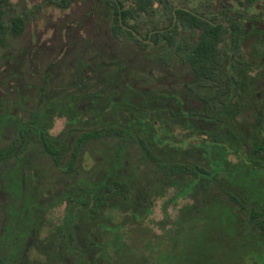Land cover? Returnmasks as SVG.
Here are the masks:
<instances>
[{"label": "trees", "instance_id": "trees-1", "mask_svg": "<svg viewBox=\"0 0 264 264\" xmlns=\"http://www.w3.org/2000/svg\"><path fill=\"white\" fill-rule=\"evenodd\" d=\"M47 1L62 8L70 4V0ZM106 1L116 33L127 28L148 58L160 62L200 106L185 108L165 86L156 87L155 94H143L138 103L128 93L113 94L109 78L81 87L79 95L86 100H108L112 117L90 123V129L79 134L70 129L79 120L73 115L66 119L62 148L73 139L67 173L84 168L79 157L88 154L90 142L102 144L104 150L98 151L100 158L87 171V179L76 181L77 189L63 195L68 210L56 230L58 236L44 253L45 264H264V17L254 13L259 0L195 4L184 0L181 6L174 0H130L128 6L126 0ZM10 3L0 0V32L19 34L18 18L7 17ZM122 70L116 67L114 72ZM47 80L45 76L43 86ZM68 95L64 100L75 97ZM164 101L175 103L177 110L166 108ZM169 114L183 119V135L165 130ZM10 123L18 139L14 144L39 138L46 152L55 153L48 146L47 125L36 116L12 117ZM5 153L0 152V170L13 166L11 153ZM143 174L173 184V202L190 199L175 217L167 203L162 205L159 233L141 224L151 211L135 199ZM149 191L144 186V197ZM31 201L23 215L25 223ZM94 216L99 239L91 255L93 223L86 227L85 247L75 229L81 219ZM104 216L109 221L111 216V224ZM127 225L133 229L127 227L125 232ZM6 252L0 254V264H12L16 252Z\"/></svg>", "mask_w": 264, "mask_h": 264}, {"label": "rangeland", "instance_id": "rangeland-1", "mask_svg": "<svg viewBox=\"0 0 264 264\" xmlns=\"http://www.w3.org/2000/svg\"><path fill=\"white\" fill-rule=\"evenodd\" d=\"M189 1L190 4L197 2ZM130 2L126 0L125 5ZM216 2L213 0V3ZM174 3L181 6L185 2L174 0ZM6 9L9 13L7 17L13 15L18 18L21 31L19 34L9 29L0 32V152L5 155V151L9 150L14 160L12 168L0 170V254L16 252L12 264H45L44 253L49 251L50 241L57 235L56 230L62 225V218L68 210L69 203L63 195L77 189L76 181L87 179V171L100 158L98 151L104 150L102 144L90 142L87 145L88 154L85 152L79 157L84 168L78 166V173L74 169L67 173L73 139L62 148L66 119L73 115L79 120L70 124V129L79 134L90 129V123L106 122L112 117L108 100H86L79 95L81 87L96 79L101 83L109 78L113 94L121 96L128 93V98L132 96L134 103H138L144 95L155 94L154 89L161 86L171 89L187 109L198 108L200 103L186 95L179 83L172 81L171 73L160 62L148 58L146 51L128 36L127 28L116 33L112 8L106 0H70L66 8L47 0H11ZM254 13H262L264 17V0H259ZM5 22L8 24V21ZM116 67L122 68V72H114ZM45 76L48 77L47 86H43ZM129 86L137 91L129 89ZM67 94L75 97L64 100ZM164 103L166 108L174 112L177 110L175 103ZM6 111H9L8 114H3ZM32 116L47 125L50 133L48 146L56 149L55 153L46 152L39 138L25 139L21 146L14 144L18 139L10 123L11 118L29 120ZM166 117L170 126L165 130L168 129L176 137L186 132L182 118L170 114ZM162 152L166 155L167 150ZM77 165L78 162L75 163ZM126 165L130 166L128 162ZM166 183L160 178H149L143 174L139 193L135 197L150 207L151 211L141 224L155 233H159L157 223L163 218L161 209L164 203H167L170 215L175 217L178 208L190 201L187 197L173 202L176 189L173 184ZM144 186L150 187L146 197ZM31 199L29 223H25L23 215ZM121 207L127 211L126 206ZM132 207L136 211L140 208ZM96 218H83L76 226L75 233L81 247L86 246V227ZM103 218L111 224V216L110 221L107 216ZM126 228L133 229L127 225L125 232ZM98 239L93 223L89 238L91 255L96 251ZM137 240L134 239L135 244ZM130 244L134 246L132 240Z\"/></svg>", "mask_w": 264, "mask_h": 264}]
</instances>
